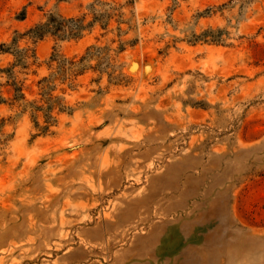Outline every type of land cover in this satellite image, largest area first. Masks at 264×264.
Segmentation results:
<instances>
[{
	"label": "rangeland",
	"instance_id": "rangeland-1",
	"mask_svg": "<svg viewBox=\"0 0 264 264\" xmlns=\"http://www.w3.org/2000/svg\"><path fill=\"white\" fill-rule=\"evenodd\" d=\"M104 11L79 39L26 34ZM2 44L35 62L23 99L0 72V264H174L172 217L192 264H264V0H0ZM90 47L45 123L50 57Z\"/></svg>",
	"mask_w": 264,
	"mask_h": 264
},
{
	"label": "trees",
	"instance_id": "trees-1",
	"mask_svg": "<svg viewBox=\"0 0 264 264\" xmlns=\"http://www.w3.org/2000/svg\"><path fill=\"white\" fill-rule=\"evenodd\" d=\"M101 16L102 18L110 17L107 11L98 13V15L93 13V19L85 23V15L69 18L50 16L46 21L29 28L26 34L34 41L40 40L46 35H51L59 39H79L82 37L83 31L91 28L94 21ZM3 46V44L0 46V51L12 53L14 60L6 69H0V72L1 70H5L9 78H12L10 85L14 91L13 100L23 99L20 86H17V83L13 80V68L18 66L21 69H27L30 65L34 64V50L32 48H21L10 51L9 48L4 50L2 48ZM91 49H93V51H98V48H87L85 55L77 59H75V57L64 58L55 54L50 57V61L55 62L54 70L50 72L48 76H43L36 81L39 91L38 94L40 96V105L35 104V101L29 103L33 111L42 113L45 123L50 124L55 121L51 115L54 109H57V111H64L67 109L61 104L62 97L53 95V91L58 88V85L64 84L67 88H73L74 80L78 75L83 74L86 69L94 68L85 63L86 60L93 55V53L90 52ZM59 90L63 93L65 88H59ZM36 125L37 123H35V126ZM46 129L47 125L41 127L42 132Z\"/></svg>",
	"mask_w": 264,
	"mask_h": 264
},
{
	"label": "crops",
	"instance_id": "crops-1",
	"mask_svg": "<svg viewBox=\"0 0 264 264\" xmlns=\"http://www.w3.org/2000/svg\"><path fill=\"white\" fill-rule=\"evenodd\" d=\"M186 214H184L185 216ZM177 216V215H176ZM170 227L174 226L175 230L173 229L171 230V233H169V237L172 239V243L178 242V244H180L179 247V256H178V260H176L174 262V264H192L191 261H189L190 259L188 258V254L190 252V248H191V238H190V232L192 231L190 226L186 223V222H180V217H172V219H170ZM182 220V219H181ZM181 226V227H179ZM177 227V228H176ZM179 227V229H178ZM176 237V240L174 241ZM154 258V257H153ZM150 261H152L151 258H148ZM154 260V259H153Z\"/></svg>",
	"mask_w": 264,
	"mask_h": 264
},
{
	"label": "water",
	"instance_id": "water-1",
	"mask_svg": "<svg viewBox=\"0 0 264 264\" xmlns=\"http://www.w3.org/2000/svg\"><path fill=\"white\" fill-rule=\"evenodd\" d=\"M132 63H133V62H132ZM132 63H131V64H132ZM145 67H146V65H144V69H145Z\"/></svg>",
	"mask_w": 264,
	"mask_h": 264
}]
</instances>
